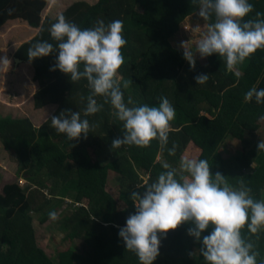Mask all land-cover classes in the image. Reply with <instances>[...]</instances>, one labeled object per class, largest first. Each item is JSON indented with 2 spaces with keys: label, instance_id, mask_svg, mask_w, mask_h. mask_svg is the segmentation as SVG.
I'll return each mask as SVG.
<instances>
[{
  "label": "trees",
  "instance_id": "trees-1",
  "mask_svg": "<svg viewBox=\"0 0 264 264\" xmlns=\"http://www.w3.org/2000/svg\"><path fill=\"white\" fill-rule=\"evenodd\" d=\"M249 3L253 11L242 23L258 19L257 12L264 13V0ZM49 6L48 0H0V30L20 21L40 30L17 53V59L35 68L34 81L40 85L33 101L36 110L48 109L51 117L71 109L97 126L86 139L81 135L69 141L51 127L50 117L38 128L29 117L0 120V144L16 158L18 178L30 185L26 189L21 184L8 185L0 194V264H140L119 236L128 216L135 214L131 192L143 193L163 171L175 169L177 179L187 175L176 169L185 157L207 160L211 173L219 171L234 188L242 179L251 188L253 199L264 200V151L255 145V134L264 125V103H256L255 97L245 100L251 88L264 89V48L232 71L217 54L207 56L205 63L195 57L193 70L183 58L178 34L188 18L199 17L198 0H81L70 3L56 18H44ZM60 15L81 29L101 20L105 25L123 22L126 44L118 71L126 82L120 85L124 102L129 107L158 106L161 97L167 98L175 109L167 145L161 147L159 140L153 139L147 147L124 145L112 150V141L122 137L124 128L111 104L96 96L103 109L85 116L91 94L87 80L72 82L59 69L51 71L58 52L28 59L27 50L37 41H48L54 47L58 43L49 29ZM214 20L213 15L205 23ZM80 68L83 70V64ZM198 74L209 75L207 82L196 84ZM135 95L143 98L135 100ZM228 137L238 140L242 149L224 159L220 148ZM174 144L175 154L170 155ZM159 154L165 162L157 161ZM166 161L169 169L163 167ZM254 162V171L246 172ZM113 173L121 179L119 199L108 191ZM67 203L71 207L61 214L59 228L71 242L82 239L84 249L79 253L69 247L55 262L39 244L35 216L43 217L40 223L44 226L52 221L48 213L58 215ZM190 227L191 222L158 233L159 256L153 264H208L199 253L202 242L188 235ZM211 230L212 226L202 236ZM241 235L253 243L257 264H264V227L253 234L245 225Z\"/></svg>",
  "mask_w": 264,
  "mask_h": 264
},
{
  "label": "clouds",
  "instance_id": "clouds-1",
  "mask_svg": "<svg viewBox=\"0 0 264 264\" xmlns=\"http://www.w3.org/2000/svg\"><path fill=\"white\" fill-rule=\"evenodd\" d=\"M198 5L199 17L207 21L214 15L215 20L207 25L195 52L188 47L192 41L181 43L183 58L191 69H195L196 53L201 58L217 54L225 59L227 70L232 71L258 49L264 48V19H259L264 13L257 12L258 19L241 22L253 11L254 6L249 0H198ZM49 32L58 42L55 47L48 41H37L28 48V59L58 52L51 71L59 69L72 82L86 79L91 94L87 97L85 116L103 109V104H98L94 98L96 96L104 97V103L111 104L124 128L122 137L112 141V150L124 145L147 147L153 139H158L161 147L167 145L170 121L175 117V109L169 100L161 97L158 106L129 107L115 80L124 63L121 49L126 44L121 20L107 25L101 20L91 28L81 29L60 15ZM0 63L10 62L4 58ZM208 78L207 74L194 77L196 84H204ZM253 97L256 103H264V89L251 88L245 100L251 101ZM50 120L51 127L65 134L69 141L79 139L81 135L86 139L97 126L71 109L52 115ZM257 148L264 151V139ZM175 151L174 144L169 154L174 155ZM163 167L169 169L168 164ZM180 167L187 173L180 179L176 178V170L170 169L161 172L143 193L131 192L135 214L128 216L126 226L119 231L126 250L134 252L140 264H153L159 256L158 233L166 234L191 222L188 235L202 242L199 253L208 264H257L258 253L253 251V243L242 237L241 229L247 225L248 231L255 234L264 227V200L253 199L251 188L242 179L239 187L234 188L219 171L212 174L207 160L185 157ZM48 215L52 220L57 219L55 212ZM210 226V234L202 236ZM189 255L193 256V253Z\"/></svg>",
  "mask_w": 264,
  "mask_h": 264
},
{
  "label": "rangeland",
  "instance_id": "rangeland-1",
  "mask_svg": "<svg viewBox=\"0 0 264 264\" xmlns=\"http://www.w3.org/2000/svg\"><path fill=\"white\" fill-rule=\"evenodd\" d=\"M48 1L50 10H46L45 13L49 14L51 12L52 15L55 16L60 10L61 0ZM68 1L72 3L81 0ZM88 1L96 2V0ZM66 8L64 7V9ZM196 17L197 16H191L188 18L178 34L180 44L184 41H192L188 47L193 52L196 51V44L207 31V24L205 23V20L201 17ZM28 29L29 27L26 23L19 22L9 23L0 30V49L2 51L0 58L1 60L7 58L10 62L8 64L1 63L2 77L0 79V120L9 117L14 119H22L26 117L32 118L33 115H36L35 121L45 124L49 120L51 111L46 109L45 111L39 112V110L34 108L35 106L33 104V100L35 95L40 91V89L38 90V84L34 81L35 69H33L34 67L32 65H25V63H18L16 61L18 53L17 50L24 44L33 40L31 37H28L32 34V30ZM26 36L30 39L24 40V37ZM195 57L199 58L204 63L206 61V57L201 58L199 53H196ZM195 65H197V62ZM25 67L30 69V72ZM115 80L119 85L126 84L125 78L120 75L119 71H117ZM134 98L135 100H139L143 97L135 95ZM261 139H264V125H261L260 129L255 134L256 146ZM241 149L242 145L238 140L228 137L221 146L220 153L223 155L224 159H227L237 150L239 151ZM110 155L111 152H109V156ZM157 161L162 163L165 162L161 154L158 155ZM166 162L170 165L168 161ZM255 166H257L256 162H254L246 172H253ZM176 169L179 173L183 172L180 164ZM17 173L18 164L16 163V158L8 154L4 149V145L2 146V144H0V194H3L5 187L8 185L21 184L23 189L30 186H28L25 181L26 179H19ZM120 182L121 179L119 176L113 173L109 179L108 191L116 199H119L120 197ZM70 207L71 206L68 203L65 204L58 213L57 219L52 220L44 226H41L40 223L43 220V217L39 218V216H35V225L39 244L55 262L59 261L60 252L68 249L69 247L74 246L76 251L79 253H82L84 249V241L82 239L71 242L65 238V233L59 228L61 214ZM159 239L161 240V238Z\"/></svg>",
  "mask_w": 264,
  "mask_h": 264
},
{
  "label": "crops",
  "instance_id": "crops-1",
  "mask_svg": "<svg viewBox=\"0 0 264 264\" xmlns=\"http://www.w3.org/2000/svg\"><path fill=\"white\" fill-rule=\"evenodd\" d=\"M61 6L62 7H65L66 8V6H67V8H68V6H70V2H68V0H61ZM62 7L60 8V10L57 12V14L55 15V16H53L52 15V13L50 12L49 14H47V13H45L44 14V18H47V17H50V18H56L59 14H61L62 12H64L66 9H62ZM61 9H62V11H61ZM50 10V9H49ZM49 10H47V11H49ZM21 22V21H20ZM17 23H19V22H17ZM24 23H26V22H24ZM27 24V23H26ZM27 26L29 27V29L30 30H32V34H30V36H28V37H31L33 40L39 35V33H40V30H35V29H32V28H30V26H29V24H27ZM28 29V30H29ZM33 36V37H32ZM26 39H30V38H27V36L26 37H24V40H26ZM32 41V40H31ZM29 43V42H28ZM27 44V43H26ZM25 45V44H24ZM22 47V46H21ZM21 47L17 50V52H19V50L21 49ZM23 63V62H22ZM25 65H32V64H25ZM24 66V65H23ZM33 66V65H32ZM26 69H28L27 67H25ZM33 69H35V68H33ZM28 71L30 72V69H28ZM40 89V85L38 84V90ZM34 101V100H33ZM46 109H44V110H39V112H41V111H45ZM35 116L36 115H33V117L31 118L32 119V122L35 124V126L38 128V127H40L43 123H38L37 121H35Z\"/></svg>",
  "mask_w": 264,
  "mask_h": 264
},
{
  "label": "water",
  "instance_id": "water-1",
  "mask_svg": "<svg viewBox=\"0 0 264 264\" xmlns=\"http://www.w3.org/2000/svg\"><path fill=\"white\" fill-rule=\"evenodd\" d=\"M16 61H17L18 63H22V62H23V61L20 60V59H16Z\"/></svg>",
  "mask_w": 264,
  "mask_h": 264
}]
</instances>
